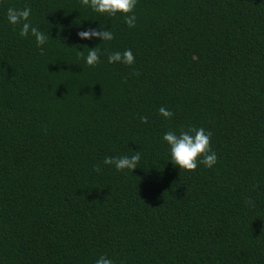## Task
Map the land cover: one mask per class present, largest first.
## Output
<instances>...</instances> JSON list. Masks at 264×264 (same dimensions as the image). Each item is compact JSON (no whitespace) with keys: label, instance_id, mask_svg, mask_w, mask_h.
Returning <instances> with one entry per match:
<instances>
[{"label":"trees","instance_id":"obj_1","mask_svg":"<svg viewBox=\"0 0 264 264\" xmlns=\"http://www.w3.org/2000/svg\"><path fill=\"white\" fill-rule=\"evenodd\" d=\"M7 6H30L47 44ZM136 16L0 0V264H264V0H138ZM100 25L113 41L78 38ZM85 45L136 62L89 67ZM190 127L212 133L214 168L170 162L163 134ZM135 152L134 172L103 165Z\"/></svg>","mask_w":264,"mask_h":264},{"label":"clouds","instance_id":"obj_2","mask_svg":"<svg viewBox=\"0 0 264 264\" xmlns=\"http://www.w3.org/2000/svg\"><path fill=\"white\" fill-rule=\"evenodd\" d=\"M81 4L94 14L107 18H123L128 28L136 27L138 0H81ZM32 15L33 10L30 6L23 8L6 7L8 24L13 27H19V35L21 37L34 38L36 45L43 47L47 44L49 33L46 34L34 25L31 19ZM78 38L84 41L97 40L101 41V44H106L113 41L115 35L113 30L102 28L100 25L99 28H90L86 31L78 32ZM99 46H83V49L88 50L86 56L84 51L79 50L78 55L84 59L87 66L96 67L100 65L103 63L102 56L104 55L107 56V63L112 65L133 66L136 62L131 49L109 53L106 49L101 51ZM159 115L165 120H171L174 117V113L165 107L159 109ZM143 122L147 124L148 118L143 117ZM162 140L168 146L170 162L181 171L195 172L200 165L212 169L218 163V156L212 150V133L206 131L203 127L169 130L163 134ZM141 160L140 152H135L131 156H106L103 160V165L105 167H114L117 171L127 170L134 172ZM99 170L97 168V171ZM95 264H115V262L109 257L102 255L95 261Z\"/></svg>","mask_w":264,"mask_h":264}]
</instances>
